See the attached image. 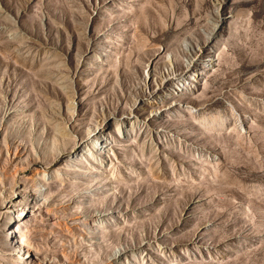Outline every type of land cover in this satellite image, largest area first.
<instances>
[{"label": "rangeland", "instance_id": "rangeland-1", "mask_svg": "<svg viewBox=\"0 0 264 264\" xmlns=\"http://www.w3.org/2000/svg\"><path fill=\"white\" fill-rule=\"evenodd\" d=\"M0 264H264V0H0Z\"/></svg>", "mask_w": 264, "mask_h": 264}, {"label": "bare ground", "instance_id": "bare-ground-1", "mask_svg": "<svg viewBox=\"0 0 264 264\" xmlns=\"http://www.w3.org/2000/svg\"><path fill=\"white\" fill-rule=\"evenodd\" d=\"M186 81H190L188 78L186 79ZM102 148V147H101ZM23 201H21L19 198L17 199V201H16V205L17 204H21ZM11 210V209H10ZM16 221V219L15 218H13V216L12 217H10V224L11 225H13L14 224V222ZM90 224H91V222H90ZM12 231H14L13 229H11ZM24 257L25 256H23V258H22V260H21V262L23 263V259H24Z\"/></svg>", "mask_w": 264, "mask_h": 264}]
</instances>
